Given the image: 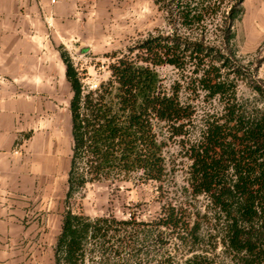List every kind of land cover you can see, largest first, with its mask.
Wrapping results in <instances>:
<instances>
[{
    "label": "trees",
    "instance_id": "obj_1",
    "mask_svg": "<svg viewBox=\"0 0 264 264\" xmlns=\"http://www.w3.org/2000/svg\"><path fill=\"white\" fill-rule=\"evenodd\" d=\"M155 2L167 29L107 53L111 74L96 87L62 52L72 153L53 264H264V80L239 54L245 0ZM166 65L178 73L170 86ZM170 141L189 160L182 200L159 198L148 219L71 206L89 183L166 180Z\"/></svg>",
    "mask_w": 264,
    "mask_h": 264
},
{
    "label": "crops",
    "instance_id": "obj_2",
    "mask_svg": "<svg viewBox=\"0 0 264 264\" xmlns=\"http://www.w3.org/2000/svg\"><path fill=\"white\" fill-rule=\"evenodd\" d=\"M164 26L155 0H0V264H53L72 153L62 52L104 59Z\"/></svg>",
    "mask_w": 264,
    "mask_h": 264
},
{
    "label": "rangeland",
    "instance_id": "obj_3",
    "mask_svg": "<svg viewBox=\"0 0 264 264\" xmlns=\"http://www.w3.org/2000/svg\"><path fill=\"white\" fill-rule=\"evenodd\" d=\"M244 5L245 14L242 20L237 23L239 54L242 61L251 67L260 63L257 77L264 80V0H245ZM164 28L167 29L166 25ZM134 43L130 42L116 49L125 48ZM75 57L71 58L76 64H79L80 68L87 67L90 76L86 82L92 87H96L103 80L109 78L111 72L107 69L108 58H78L77 55ZM158 69L168 86L178 78V73L172 66H161ZM240 92L245 95H253L251 87L245 81L240 83ZM166 156L169 168L166 180L162 182L141 181L134 178L127 181L89 183L72 200L71 206L93 217L103 214L126 217L132 209H136L141 218L152 217L159 210V198L178 201L183 198L181 191L188 176L189 160L181 155L179 145L172 141L166 146ZM200 199L204 200L205 198L200 196ZM63 207H66L65 203ZM220 249L221 246L217 248L216 252H220ZM220 260L222 259L219 257V262ZM223 264L236 263L231 260V257H226Z\"/></svg>",
    "mask_w": 264,
    "mask_h": 264
},
{
    "label": "built area",
    "instance_id": "obj_4",
    "mask_svg": "<svg viewBox=\"0 0 264 264\" xmlns=\"http://www.w3.org/2000/svg\"><path fill=\"white\" fill-rule=\"evenodd\" d=\"M51 4H56L59 2V0H48Z\"/></svg>",
    "mask_w": 264,
    "mask_h": 264
}]
</instances>
